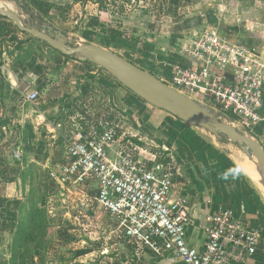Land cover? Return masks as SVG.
Instances as JSON below:
<instances>
[{"label": "rangeland", "instance_id": "obj_1", "mask_svg": "<svg viewBox=\"0 0 264 264\" xmlns=\"http://www.w3.org/2000/svg\"><path fill=\"white\" fill-rule=\"evenodd\" d=\"M0 1L17 11L21 21L27 26L39 29L50 27L53 31L61 32L74 45L91 44L105 48L131 63L137 62L138 68L156 78L159 76V65L178 61L174 56H182L183 45L206 32L248 49H253L254 38L264 39V0H19V7L11 0ZM23 5L31 10L34 19L40 20H34L25 14L21 8ZM2 54L5 57L2 58ZM151 55L153 59L142 61V57L148 58ZM6 57L12 65L17 62L21 71L40 65L46 70L45 75L40 76L34 86L21 82L24 93L29 90L37 92L38 96L33 104L26 101L24 95L15 101H20V104L4 100L0 105V134H3L0 136V264H10L12 243L19 221H22V225L29 221L35 228V235H30L31 241L34 238L32 242L28 239L29 233L23 230L25 238L27 237L24 241L26 243L21 244V250L16 251L19 259L22 251H28L23 264H60L58 256L49 258L54 255L51 251L59 243L62 245L72 239L76 242L91 239L94 245L100 246L104 238H109L110 243L119 242L131 247L124 239L116 236L114 229L109 226V218L97 208L94 195L89 194V202L85 206L79 205L77 199L74 200L78 204L76 210H73L78 211L76 218L72 213L64 215L67 212V208H64L66 204L73 208L68 202L73 198H67L62 208L63 193L57 192L55 188L52 193L46 188L52 178L51 173L61 178L56 165L64 161L67 142H71L74 136L73 123L82 119V116H97L103 120L106 115L110 119L111 116L107 115L115 112L117 117L121 115L120 111L112 105L109 97L112 110L109 113L105 102L107 97H96L97 93L90 95L91 100L85 94L78 106L72 102L77 96L72 98L70 93V96L59 101L60 104L64 103L63 110L50 104L45 99L46 86L51 83V76L56 69L66 67L67 63L87 62L78 57H62L46 44L20 32L12 20L0 15V66L8 65ZM67 79L64 78L65 84ZM0 84L2 87L5 85L1 73ZM98 98L100 99L95 100ZM199 107L217 118L212 104L202 103ZM120 122H113L121 127L115 128L118 135L125 132V139H134L135 136H138L135 139H140L141 136L134 131L128 116L124 115ZM41 126L46 132L43 139L46 143L55 142L53 147H44L38 143ZM3 127L4 131L1 129ZM53 129L59 134L53 132ZM235 129L246 134L240 127ZM53 135L55 137L51 138ZM140 142L157 149V145L148 139L141 137ZM219 145L231 152L230 156L236 162L235 167L240 171L239 162L246 160L249 155L231 142L219 141ZM43 159V164L49 170L40 166ZM28 168L32 174L31 182L24 176ZM93 185L96 187L95 183ZM66 187L79 198L80 193L74 184L66 182ZM43 210L46 211L49 225L45 230H39ZM65 226L69 227L63 232L62 228ZM76 227L81 228L82 232H73ZM41 230L44 231L39 232ZM41 245V253H33V249ZM131 248L136 257L134 248ZM49 252L51 253L47 259L46 254ZM110 253L111 257H115L117 250ZM97 258L96 254L95 261ZM62 262L71 264L69 257Z\"/></svg>", "mask_w": 264, "mask_h": 264}, {"label": "built area", "instance_id": "obj_2", "mask_svg": "<svg viewBox=\"0 0 264 264\" xmlns=\"http://www.w3.org/2000/svg\"><path fill=\"white\" fill-rule=\"evenodd\" d=\"M158 73L157 79L175 91L212 104L218 120L246 131L264 151V57L255 49L206 32L188 40L181 59L159 65ZM37 96L32 92L25 100L33 103ZM107 111L112 112L108 107ZM121 118L119 114L117 119ZM260 125L256 136L254 129ZM73 127L64 161L56 166L58 179L78 188L82 206L89 202V194L94 195L109 226L136 256L157 247V241L169 245L182 264H229L256 254L259 230L234 217L231 209H221L211 218L201 253L190 248L185 210L169 200L173 169L159 161L163 155L124 142L125 132L118 135L119 127L97 116H82Z\"/></svg>", "mask_w": 264, "mask_h": 264}, {"label": "crops", "instance_id": "obj_3", "mask_svg": "<svg viewBox=\"0 0 264 264\" xmlns=\"http://www.w3.org/2000/svg\"><path fill=\"white\" fill-rule=\"evenodd\" d=\"M253 41L256 48L254 46L252 48L264 57V39L254 38ZM4 54H2V58L5 57ZM142 58V61L145 62H147V59H153L152 55L148 58ZM174 58L179 60L181 56L177 55ZM5 60L8 61V65L0 66V73L5 84L4 88L0 86V105L1 101L4 100L13 101L12 104H20V101L15 102L17 98L35 92L29 90L24 93L21 88L23 83L21 82L24 81L30 86H34L36 80L45 75L44 71L46 69L40 65L36 68L21 71L20 66L16 64L17 62L12 65L8 57ZM132 63L135 66L138 65L137 62ZM149 63H151L150 60ZM67 64L66 67L57 68L58 70L56 69L52 74V81L46 86L45 99L50 104H55L57 109L60 107L63 110L64 103L60 104L59 101L65 96H70V93L72 98L77 96L75 100H72L74 104L77 103L76 106L84 96L88 95V99L91 100L90 95L97 93L98 96L96 97H107V99L105 98L108 105L106 108H110V97V102L120 111L121 116H128L136 134L150 140L152 143L154 142L157 146L161 144L162 150L168 153L169 158H171L169 166L173 169L169 200L182 204L187 215V245L201 253L206 238L205 229L211 218L221 209H231L234 217L249 221L251 226L259 230V242L254 256L243 262H231L229 264H264V181L258 170V180H253L242 172L241 167H238L240 170L238 171L235 167V160L233 161L230 156L232 155L231 152L219 145V141L224 143L222 140H218L208 132L188 125L167 112L149 105L105 71H99V69L90 67L87 63L72 62ZM66 77L68 79L65 84L64 78ZM30 86L29 88H31ZM105 116L103 118L106 122L116 125L113 123L118 120L116 114L107 115L111 116L110 119ZM120 123L127 125L124 122ZM1 129L4 131L5 127ZM118 129H121V127ZM260 130L261 125L254 129L256 136L260 135ZM53 132L59 134L55 129H53ZM44 133L46 132L41 126L40 137H37V139L40 138L38 143L44 147L46 145L48 148L53 147L55 142L46 143L43 139ZM1 135L3 136V134ZM29 136L33 137L31 133H29ZM55 136L53 135L51 138ZM113 151L114 149L111 153ZM250 159V157L246 159L249 164H251ZM43 162L44 159L41 161L40 166H45V170H49ZM244 162L245 160L239 162V164ZM36 165L38 164L36 163ZM46 188L51 190L52 193L53 188L58 190L57 192L63 193L62 208L67 198H73L72 201H68L73 208L66 204L64 208H67V212L64 215L68 216L72 213L77 218L78 211L73 210H76L78 204H75L74 200L77 199L79 205H81V197L76 198L75 194L66 187V182H62L54 176L49 179ZM64 224L67 225L66 222ZM68 227L62 228L63 232ZM75 231L82 232L79 227L73 230V232ZM109 240V238H104L100 246L94 245L91 239L89 241L80 239L77 242L73 239L70 242L67 240L62 245L57 243L58 247L51 251L54 255L49 258L58 256L60 264H66L62 260L64 261L68 257L71 264H182L174 250L161 241H157V247L145 249L144 253L136 256V258L131 247L119 242L110 243ZM112 250H117L115 257L110 256ZM78 251L88 252L85 255L76 256ZM51 252L46 254L47 259H49L48 255ZM96 254L98 258L95 261Z\"/></svg>", "mask_w": 264, "mask_h": 264}, {"label": "water", "instance_id": "obj_4", "mask_svg": "<svg viewBox=\"0 0 264 264\" xmlns=\"http://www.w3.org/2000/svg\"><path fill=\"white\" fill-rule=\"evenodd\" d=\"M11 1L19 7V0ZM0 15L12 20L20 32L45 43L62 56L78 57L102 69L149 105L208 132L218 140L226 138L232 144L238 145L255 161L259 175L264 181V151L260 144L232 125L218 120L213 114L202 111L200 103L175 91L152 74L105 48L91 44L74 45L61 32L53 31L50 27L39 29L25 25L12 7H0Z\"/></svg>", "mask_w": 264, "mask_h": 264}, {"label": "trees", "instance_id": "obj_5", "mask_svg": "<svg viewBox=\"0 0 264 264\" xmlns=\"http://www.w3.org/2000/svg\"><path fill=\"white\" fill-rule=\"evenodd\" d=\"M22 11L25 13V14H27V15H29V17H31V18H33V14H32V12H31V10L26 6V5H23L22 7ZM34 19V18H33ZM34 20H40V19H34ZM43 44H45V43H43ZM62 56V55H61ZM62 57H64V58H68V56H62ZM88 63V62H87ZM224 143H228L229 141L226 139V138H222L221 139ZM125 141H128V139H125ZM129 141H131L134 145H136V146H138V147H140V148H143V149H146V150H148V151H150V152H154V153H160L161 155H163V158L161 159L160 158V162H162V163H164V164H169L170 163V158H169V154L168 153H166V152H164L163 150H162V148H161V144H159L158 146H157V149L156 148H154V147H150V146H148V145H146V144H142L139 140H137V139H130ZM236 145V144H235ZM25 179L26 180H28L29 182H31V180H32V174H31V172H30V168H28V170L26 171V173H25ZM33 214V213H32ZM31 214V215H32ZM46 211H44L43 210V213H42V220H41V223H40V226H38L39 227V230L40 229H44V228H47V226L49 225L48 224V221H47V218H46ZM22 227H23V229H22ZM26 230L27 231V233H29V236H28V239H29V241H31L30 240V235H35L34 233H35V228L32 226V224H30V222L29 221H26V223L25 224H23L22 225V221H19V223H18V225H17V228H16V232H15V239H14V241H13V243H12V251H13V254H12V257H11V261H10V264H23L24 262H26V259H27V253H28V251H22V253H21V255H20V259H19V257L17 256V254H16V251L20 248V246H21V244H25L26 242H24L25 241V239L27 238H25V236H24V231L23 230ZM45 230V229H44ZM44 230H41V231H39V232H43ZM24 236V237H23ZM33 240H34V238H33ZM32 240V241H33ZM31 241V242H32ZM40 249H43V247H42V245L41 246H39V247H36L35 249H33V253H38V254H40L41 253V250ZM19 250H21V249H19ZM87 252L88 251H78L77 253H76V256H82V255H85V254H87ZM19 259V260H18Z\"/></svg>", "mask_w": 264, "mask_h": 264}, {"label": "bare ground", "instance_id": "obj_6", "mask_svg": "<svg viewBox=\"0 0 264 264\" xmlns=\"http://www.w3.org/2000/svg\"><path fill=\"white\" fill-rule=\"evenodd\" d=\"M0 7H7V4H5V3L0 1ZM250 162H251V164H249L245 160L244 163H240L239 165H240V167L242 169V172L246 173L253 180H256L258 178V172H257L258 166H257V164L255 163V161L253 159H250ZM255 173H256V175H255ZM256 176H257V178H256Z\"/></svg>", "mask_w": 264, "mask_h": 264}]
</instances>
